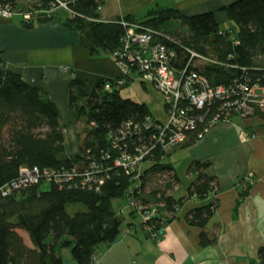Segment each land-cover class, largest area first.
I'll use <instances>...</instances> for the list:
<instances>
[{
  "label": "trees",
  "instance_id": "obj_1",
  "mask_svg": "<svg viewBox=\"0 0 264 264\" xmlns=\"http://www.w3.org/2000/svg\"><path fill=\"white\" fill-rule=\"evenodd\" d=\"M55 1L31 0L23 4L18 0H0V5L11 3L14 12L37 13L33 21L22 22L23 27L30 30L52 19L47 13L56 5ZM58 1L68 3L74 13L64 26L80 35V45L92 57L111 56L120 47L124 35L120 22L124 20L155 30L176 43L156 39L174 49L181 64L189 57L183 49L209 59L212 63L200 65L195 71L213 85L260 81L264 86V0H240L222 9L234 27L226 31H221L215 13L186 17L174 8H155L147 12L142 22L128 16L104 23L99 20L104 0ZM104 84L105 81L100 82L91 96L85 94L81 83L73 82L70 86L71 112L76 120L83 121L85 128L80 154L69 157L57 106L41 90L3 70L0 57V189L15 181L22 168L61 174L87 166V158L106 168L113 166L112 160L105 161L106 155L111 153L113 159L117 155L112 149L110 134L118 132L128 122L141 125L152 115L146 104L124 98L120 90L106 92ZM256 117L264 120V112ZM198 134L199 131L190 134L182 148L194 145ZM149 135L142 131L131 143L147 142ZM169 153L156 148L149 156L145 163L148 162L150 168L146 167L143 193L139 198L144 205L162 206L160 216L162 211L175 214L183 200H206L215 191L212 186L215 179L206 174L208 164L195 163L191 170L198 176L186 198L180 201L172 198L169 183L175 185L176 179L165 166ZM44 185H50V189L43 191ZM132 186L131 178L114 168L99 194L68 191L45 182L6 198L0 196V264H65L63 250H71L77 264H94L97 248L112 244L121 233L125 216L114 204L118 200L127 202ZM245 195V192L240 195L238 204ZM210 201L186 217L188 225L202 230L201 248L214 246L218 241L217 235L206 232L218 206L214 199ZM76 205L85 210L72 216L68 208ZM129 216L138 217L136 212ZM19 231L28 236L32 247L26 245ZM258 255L264 264V249Z\"/></svg>",
  "mask_w": 264,
  "mask_h": 264
},
{
  "label": "crops",
  "instance_id": "obj_2",
  "mask_svg": "<svg viewBox=\"0 0 264 264\" xmlns=\"http://www.w3.org/2000/svg\"><path fill=\"white\" fill-rule=\"evenodd\" d=\"M238 1L104 0L99 20L113 23L130 16L142 22L151 9L174 8L186 17L215 13L221 31H226L234 27L221 10ZM27 2L31 0L22 3ZM21 14L15 11L11 19L0 17L3 70L20 76L57 106L60 124L65 129L67 154L75 157L81 151L85 125L71 112V84H83L85 94L91 96L100 82L120 79L121 71L110 55L92 57L80 45V35L64 26L70 18L67 11L56 10L49 22L30 30L23 27ZM141 84L150 100L148 97L131 100L146 104L153 119L164 123L161 96L150 86ZM195 163L208 164L206 174L215 179V191L206 200L185 201L198 176L191 170ZM165 166L176 179L175 185L169 183L172 186L169 195L183 202L175 214L161 212L164 238L158 242L149 240L138 217L125 216L116 240L97 248L94 264H261L258 252L264 249V120L234 118L230 123L219 124L194 145L173 149ZM247 177L253 180L252 184L245 181ZM243 192L246 195L238 204ZM212 199L218 206L206 232L217 235L218 241L214 246L201 248L202 230L188 225L186 217ZM125 203L116 201L115 209L120 211ZM62 254L64 263V257L68 262L73 261L71 250H63Z\"/></svg>",
  "mask_w": 264,
  "mask_h": 264
},
{
  "label": "built area",
  "instance_id": "obj_3",
  "mask_svg": "<svg viewBox=\"0 0 264 264\" xmlns=\"http://www.w3.org/2000/svg\"><path fill=\"white\" fill-rule=\"evenodd\" d=\"M55 4L47 13L48 16L58 9L67 11L70 17L74 15L68 3L56 0ZM36 14L29 12L23 19L31 22ZM14 15L11 3L0 5V17L11 19ZM120 24L124 28V35L120 47L111 57L122 76L114 81H105L104 91L121 90L130 80L139 79L161 96L166 121L159 123L153 117H147L141 125L128 122L118 132L110 134L112 149L117 152L114 159L111 153L105 156V161L113 162L110 168L90 158H87V166L61 174L42 172L38 168H22L15 181L0 189V196L6 198L45 182L54 183L68 191L99 194L110 172L114 168L120 169L133 182L121 215L129 216L136 212L145 236L158 242L164 238L163 228L159 229L162 225V206L144 205L139 201L145 180L146 168L143 165L149 156L156 148L165 153L171 152L182 146L194 132L199 131L198 140H201L214 127L230 123L234 118H256L257 114L264 112V86L260 81L252 84L234 81L229 85H213L208 78L195 71L200 65L212 63L206 57L183 49L189 57L181 64L174 49L156 40L159 37L170 41L166 36L138 23L122 20ZM142 131L150 133L148 141H141L140 145L131 143L132 138ZM245 179L253 183L250 177Z\"/></svg>",
  "mask_w": 264,
  "mask_h": 264
},
{
  "label": "rangeland",
  "instance_id": "obj_4",
  "mask_svg": "<svg viewBox=\"0 0 264 264\" xmlns=\"http://www.w3.org/2000/svg\"><path fill=\"white\" fill-rule=\"evenodd\" d=\"M18 1H20V0H18ZM22 2H23V0L20 1V3H22ZM21 15L24 16L25 14L22 13ZM15 19H16V21H19V18H15ZM21 19H23V18H21ZM136 80L137 81L135 83H130V81L126 83V86L128 85V87H125V88L123 87L122 88V90H123V91H121L122 96L124 98H130V99H133V100H146L144 97H148V95L145 94V91L143 90V85L141 84V81L139 79H136ZM152 89L154 90V88H152ZM154 91H156V90H154ZM149 98L150 97H148V99ZM174 160H177V158H174ZM143 166H144V168H146V167L149 166V163L147 162ZM49 189H50V185H44L42 187L43 191H47ZM84 210L85 209L82 206H80V205L70 206L68 208V212L72 216L77 214V213L83 212ZM19 234L23 237L26 245L28 247H32V245H31V243H30V241L28 239V236L26 234H24L23 232H21V231H19ZM62 257H63V254H62ZM64 258H65V264H77L74 260L72 262H68V260H66V257H64Z\"/></svg>",
  "mask_w": 264,
  "mask_h": 264
}]
</instances>
